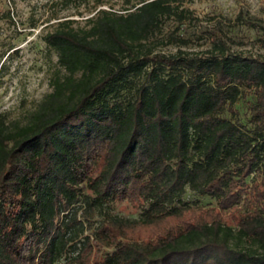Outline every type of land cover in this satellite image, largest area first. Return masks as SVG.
<instances>
[{
    "label": "trees",
    "instance_id": "1",
    "mask_svg": "<svg viewBox=\"0 0 264 264\" xmlns=\"http://www.w3.org/2000/svg\"><path fill=\"white\" fill-rule=\"evenodd\" d=\"M180 3L44 34L63 71L22 116L0 112V264H264V53L233 50L222 23L201 51L156 41L189 18Z\"/></svg>",
    "mask_w": 264,
    "mask_h": 264
},
{
    "label": "rangeland",
    "instance_id": "2",
    "mask_svg": "<svg viewBox=\"0 0 264 264\" xmlns=\"http://www.w3.org/2000/svg\"><path fill=\"white\" fill-rule=\"evenodd\" d=\"M136 1L105 0L96 5L95 0H0V112L9 117L22 116L52 90V78L63 69L44 34L59 20L71 18L75 26H84L86 18L100 8L122 11ZM180 4L190 10L189 18H165L156 41L185 34L192 39L182 48L201 51L209 45L205 29L222 23L233 40L229 43L233 50L264 53V0H181ZM241 11L261 25L239 22ZM178 48L175 43H161L157 50L175 52ZM185 198L203 205L214 202L207 195L191 191ZM109 209L112 213L139 214L130 203L121 201H112Z\"/></svg>",
    "mask_w": 264,
    "mask_h": 264
}]
</instances>
